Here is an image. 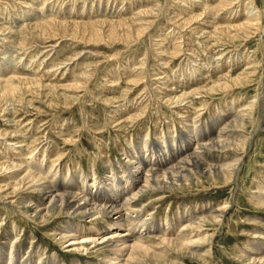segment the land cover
I'll list each match as a JSON object with an SVG mask.
<instances>
[{
	"label": "rangeland",
	"instance_id": "rangeland-1",
	"mask_svg": "<svg viewBox=\"0 0 264 264\" xmlns=\"http://www.w3.org/2000/svg\"><path fill=\"white\" fill-rule=\"evenodd\" d=\"M181 3H185L187 7H183ZM216 3L219 0H0V11L4 10L0 14V72H3L0 79L6 75L4 70H8L11 75L14 74L11 76L13 84L18 82L17 74L18 77L28 75L44 84L43 88L34 85L22 88L18 96L17 93L16 96L0 97V162H12L13 156L11 158L5 155L17 151L13 147L16 145L13 140H21L28 147L27 151L38 155L36 159L39 162L52 165L54 170L59 168L63 178L71 171L76 172L75 175L84 173L91 182L92 171H95L97 179H102L108 163H113L115 170L119 163L128 166L123 151L129 148V142L137 144L145 133H149L147 141H152L158 148L161 146L156 136L168 133V129L175 133L174 142L177 146L184 143L181 141L182 127L179 119H176V108H170L176 103L170 104L164 98H159L167 91L163 83L168 81L172 84L171 87L176 88L173 90L177 94L190 89L201 93L194 95L197 100H194L192 107L197 111L199 109L204 125L216 116V110L225 108L226 104L231 105L236 100V104L238 102L239 106H243L258 96L259 103L255 108L256 112L254 111L255 123H248L246 126L251 138L243 149L242 161L232 180L223 186L219 179L217 185L212 186L211 181L200 175L201 182L190 179L181 187L173 184L171 189L154 190L142 195L140 202L147 203L145 213L152 210L155 220L164 223L162 220L166 215L169 216L168 219L174 220L179 212L187 214L193 209L217 207L229 201L223 225H204V230L208 229L206 231L212 234L211 255L203 258L198 254L201 251L182 254L170 249L172 251L165 258L169 262L157 261L158 264H250L245 256H241L245 254L243 251L247 248V243H264V204L259 201L261 197L250 198L264 191V184L263 189H259L260 185H257L264 175V31L262 33L260 28L249 27L246 32H238V36L233 39L226 35L230 30L233 33L236 25L233 28L231 26L239 20L243 21L247 12L254 11L255 6L261 12L259 25L257 24L260 26L264 20V0H231L228 7L213 8ZM33 5L37 7L34 8ZM12 7L15 11L11 10ZM249 7L251 8L248 9ZM195 13L202 15L191 20L192 23L181 22ZM205 18L210 20L207 24H204ZM58 21L64 23L60 24ZM229 21L233 24H227ZM210 22L219 25L220 29L217 30L218 33H214L215 36L209 37L208 34L209 38L205 40L206 34L200 29L205 27L204 30L211 31L212 27L208 24ZM114 23H118V26L113 25ZM141 23L145 25V29L138 34ZM226 26L229 28L221 31ZM126 28L130 32L128 36L124 35L123 29ZM94 29L98 31V36L96 32L93 33ZM111 30H115L120 36H111ZM216 36L221 39L217 40ZM175 42L182 47L179 53L173 55L164 51L166 46L172 48ZM219 53L223 55L217 73L212 62ZM242 54L256 59L254 65L257 69L249 80L231 86L229 91L221 90L218 85H212L213 90L210 92L201 89L205 83L209 82L211 85L213 79L227 73V70L232 75L240 72L245 67L244 62L227 64L226 61L228 56L238 58ZM198 63L205 66L199 75L203 74L207 81L189 79L192 76V66ZM185 80L186 83H183ZM191 98L192 95L187 100ZM114 108L118 111L117 114ZM177 109L180 111L181 108ZM185 109L189 111L190 108ZM191 112L193 111H189ZM136 114L140 117L135 116ZM6 116L11 121H6ZM174 117L176 127L173 128ZM11 132L14 137H10ZM216 151L214 150L215 154L221 152ZM69 168L71 169L68 170ZM68 178L71 179L70 176ZM6 181L5 175L0 173V185ZM26 196L35 205L29 206V214L25 213L26 206L17 202L19 194L5 198L0 191V240L5 237L6 230L12 229L14 225V233L18 236L17 250H20L19 254L24 253V258L33 255V264H39V260L44 264L54 260L59 264H76L75 260L81 264H107L98 255H103L101 251H93L97 247L89 250L91 252L88 254L68 250V241L61 243L54 234V227L63 225L72 218L85 225L90 224V221L96 222L101 232H104L109 226L107 222L113 221L115 214L89 220L90 215L80 217L65 213L57 217L49 215L46 221H42L38 212L33 209L40 206L39 194L27 192ZM11 238L12 236L7 240ZM201 244V250L208 248V242Z\"/></svg>",
	"mask_w": 264,
	"mask_h": 264
},
{
	"label": "bare ground",
	"instance_id": "bare-ground-1",
	"mask_svg": "<svg viewBox=\"0 0 264 264\" xmlns=\"http://www.w3.org/2000/svg\"><path fill=\"white\" fill-rule=\"evenodd\" d=\"M230 1L231 0H219V3H216V6H214L213 8L218 6H222V7L227 6V4H231ZM196 4L197 3H195V5ZM182 6L187 7L185 3H183ZM36 7L34 6V8ZM251 7H249L248 9H250ZM12 9L13 7L11 8V10ZM254 9H255L254 11L250 10L247 12L248 14L244 16L243 21L237 19L239 21L231 26L233 28L236 25V27H234L233 29L234 32L231 33L230 30V32H228L226 37H228L229 39H233L236 36H238V32L240 31L246 32V29L249 27L260 28V31L263 33L264 20L262 21L260 26H257L261 18L260 15L261 12L256 9V6L254 7ZM13 11L15 10L13 9ZM143 12H147V11L143 10ZM241 14L242 13H240V15ZM200 15L202 14L201 13L192 14L190 15L189 18L185 17L187 19L181 22L182 23L185 22L187 24L188 22H191V20L198 19ZM213 17H215V15ZM232 17H230V19ZM209 21L207 18H205L204 24L205 23L207 24V22ZM229 22L227 24H233L231 21ZM59 23L63 24L64 22H59ZM6 24L8 23H5V25ZM208 24L209 26L212 27L211 31L207 29L204 30L205 27H202L200 29L202 33L206 34L205 40L210 36H215L214 33H218L217 30L220 29L219 25H215V23L213 22H210ZM23 25H25V23ZM113 25L118 26V23H114ZM144 26L145 25L143 23L140 24L138 34L142 32V29H145ZM5 27L6 26H4V29ZM128 28H130V26ZM128 28L123 29L125 30L124 33L125 36H128V34L130 33ZM178 28L180 27L178 26ZM228 28L229 27L226 26L222 28L221 31H225ZM95 32L96 35L98 36V31H96V29L93 30V33ZM111 32H112L111 36L113 37L120 36L119 34H117L115 30H111ZM247 35H249V33ZM216 39L219 40L221 39V37L216 36ZM200 43L202 42L200 41ZM179 45L180 44H177V42H175L172 44L173 46L172 48L169 49L166 46L164 51L165 52L168 51V53L176 55L181 51L180 49L182 48V47L180 48ZM222 55L223 53H219L218 56L213 58L214 62L212 63H214L213 66H215L217 73L219 71L218 67H220L219 62L221 61ZM228 57H229L228 61H226L227 64L234 63V61H236V63L244 62L243 65L245 67L242 68L240 72H238L235 75H232L230 73V70H227V73L224 74L222 73V75H218V77H216L217 79L215 80L210 79L212 80L211 81L212 84L210 85L209 82L205 83L204 85L201 86V89H205L210 92V90H213L212 85H216V86L218 85L219 87H221V90L224 89V91H226V89L227 90L230 89L231 86L235 84L243 83L244 80L246 81L249 80L250 76L253 75L255 70L257 69L256 66L254 65L256 59L250 58L251 56L249 57L246 54H242L241 57L238 58L236 56L234 57L228 56ZM204 67L205 66L203 64L201 65L199 63L193 65L192 66L193 71L191 72L192 76L189 77V79L197 78L196 79L197 82L200 80L207 81V78L204 77L203 74L202 76L199 75L204 69ZM230 67L231 66H229V68ZM4 72H6V75L4 76V78L2 77V79H0V97L16 96L17 93L18 96L21 94L19 92L22 91V88L27 89L33 85L38 86L39 88H43L44 86L41 80L29 78L28 75H26V77L25 75L24 77L23 76L18 77V74L16 79L18 82H16L17 84H13L14 82L12 83V81L14 80L12 79L13 77L11 76L14 74L11 72L12 73L11 75L8 72V70H4ZM29 73L31 74V72ZM0 75H3V72H0ZM186 81L187 80H185V82L183 83H186ZM163 84L167 88L165 89L167 91H164L162 97L160 96L159 98L162 99L164 98V101L170 104L176 103L174 105H171L170 108L172 107L176 108V112H175V114L177 115L176 119L180 120V121L178 120V122L182 127L181 141L184 142L181 146H177L176 143L174 142L175 133H171L172 131L171 129L167 128L169 130L168 133H162L163 134L162 136L159 134L156 136L157 141L158 143H160L161 148H158L155 144L152 143V141H147L149 140L148 139L149 133H145L144 138L143 139L140 138L137 144L134 142L133 143L129 142V148L123 151L128 166L119 163L118 166L119 171H117L118 169L115 170L116 168L112 167L113 163L112 164L108 163L106 165L107 169L105 170L106 174L103 177L104 179L103 178L97 179L95 171H92V175H93L92 181L89 182L88 177L84 173L75 175L74 173L76 172L70 171L63 178V176L60 174L61 170L59 168L57 170H54L52 165L47 166V164L39 162V159L38 160L36 159L38 155L32 154V151L30 150L27 151L28 147L26 146V144H23L24 141L20 142L21 140L18 141L13 140L16 142V145L13 146L12 144V146L16 148L17 151H15L14 153L10 152V154L5 155L11 158L13 156L12 162L9 163L6 160L0 162V173L5 175L7 179L5 184L0 185V191L1 193H3V196H5V198L7 197L12 198L14 196H17V194H19L20 198L17 202L24 204L27 209L25 213L29 214V209H30L29 206H33L34 204L32 203L33 200L29 199L26 196V194L27 192L39 194L40 206L35 207L33 209L34 212L36 213L38 212V216L42 221H46L49 215L51 216L54 215L57 217L65 213L75 214L80 217H85L86 215H90L91 217L89 218V220H96L97 218L105 217L111 213L115 214L112 217L114 218L113 221L109 222L107 220L109 226L106 228L104 232H101V228L97 225L96 222L90 221L91 222L90 224L85 225L84 223L79 222L78 220L72 218H69L65 224L54 227V234L58 236L59 241L61 243H63L66 240L68 241V245H66L69 248L68 250H77L82 253L87 252L88 254L91 252L89 250H92V248L97 247L93 251H101L103 255H100V253H98V255L101 256L103 262H106L107 264H150L151 262L158 264L157 261L164 262V260L166 262H169L165 258L168 255V253L172 251L170 249H174L179 252H182V254L183 253L193 254L195 253V251L196 252L201 251L202 253H198V254L203 258L206 255H211L212 234H209L207 232L208 229L204 230V225L207 223L223 225L222 222H223V217H225L224 213L228 206V202H229L228 200L227 202H224L222 205H218L217 207L206 206L200 209L197 208V209H193L187 214L183 212H179L177 213V218L174 217L175 218L174 220L168 219L169 216L166 215L164 220H162L164 221V223L161 222L159 223L155 220V216L153 215L152 210H150V212L148 213H145V209H146L145 205L147 203L145 202L140 203L142 201L141 196L147 194L148 192H153L154 190L158 191L166 188L171 189L173 184H176V186L181 187L183 183L185 184V182L190 179L201 182L200 179L201 177H199L200 175L204 176L205 179H207L208 181H211V183L210 182L209 183L212 186L217 185L216 183L219 179H221V183L223 184V186L226 185L230 180H232L236 174L240 162L242 161L243 149H245L246 145L248 144L251 138V136H248L247 134L246 126L248 123H252V124L255 123L256 113H254V111L257 104L259 103V97L258 96H256V98L254 97L253 100L248 101V103H246V105L244 104L243 106H239L238 102L236 104V100L235 103L232 102L231 105L226 104L225 108H219L218 110H216L217 111L216 116L213 117L211 121H207V124L204 125V123H202L203 122V119L201 117L202 114L198 113L199 109L197 111V109H193L192 107L195 102L194 100H197V96L194 97V95H198L201 93L199 91H195L194 89H190V90H184L180 93L178 92L177 94V91L173 90V89L176 90V88L171 87L172 84H170L168 81ZM191 95L192 98L187 100ZM105 101H107V103L109 102V100H105ZM183 101L186 102L181 103ZM124 107L122 106L123 109ZM177 108H181L180 111ZM185 108L188 109L190 108L189 111H193V112L189 113V111H185L187 110ZM183 110L184 112H188L189 114H184ZM115 111L117 110L115 109ZM117 113L118 111L115 114ZM135 116H139V114H136ZM5 118L6 121L8 122L11 121V118L9 116H6ZM129 118L131 117H128V119ZM176 119L174 117L173 123L171 122L173 124L172 126L173 128L176 127L175 125ZM11 136L14 137L13 133L12 135H10V137ZM7 140L8 139H6V141ZM45 149L46 148L44 146L43 151H45ZM214 150L221 152L215 154ZM2 153L4 154V152ZM70 169L71 168H69L68 170ZM68 176H70L71 179H69ZM263 184H264V175H262V180H260L257 183V185H260L259 189H263ZM255 196H258V198L261 197L259 201L261 204H264V191H261L260 195L254 194L250 198L253 199V197ZM12 201L15 202V200H10V202ZM21 211L24 213L23 210ZM11 228L12 229L6 230L5 237H3L2 240H0V264H5V263L33 264L34 263L33 255H29V257L24 258L25 256L24 253L19 254L20 250L19 251L17 250L18 236L15 235L14 233L16 227L12 225ZM202 232H205V234H202ZM10 236H12V238L10 240H7ZM202 242L209 243L208 245H206L208 247L207 249L201 250V248H203V245L201 244ZM7 243H9L8 248H7ZM31 245L32 244H30V246ZM246 246L247 248L244 251L242 249V251L245 254L241 256H245V259L248 260L250 264H264V243H259V245H257V243H247ZM24 252H28V251H24ZM32 252L34 251L32 250ZM37 252H39V250ZM161 253H163L164 255ZM38 262H40L39 264H44L41 263L42 261L40 260ZM75 262L76 264H81L80 261L75 260ZM49 264H59V263H57V261L54 260ZM61 264H63V262Z\"/></svg>",
	"mask_w": 264,
	"mask_h": 264
}]
</instances>
